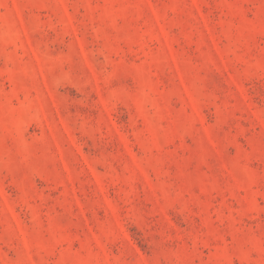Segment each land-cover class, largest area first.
<instances>
[{"label": "rangeland", "instance_id": "1", "mask_svg": "<svg viewBox=\"0 0 264 264\" xmlns=\"http://www.w3.org/2000/svg\"><path fill=\"white\" fill-rule=\"evenodd\" d=\"M0 264H264V0H0Z\"/></svg>", "mask_w": 264, "mask_h": 264}]
</instances>
